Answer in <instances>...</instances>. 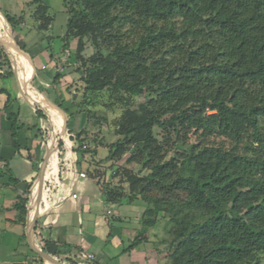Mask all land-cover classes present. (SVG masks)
<instances>
[{"label": "trees", "instance_id": "obj_1", "mask_svg": "<svg viewBox=\"0 0 264 264\" xmlns=\"http://www.w3.org/2000/svg\"><path fill=\"white\" fill-rule=\"evenodd\" d=\"M41 1H31L44 19L38 31L52 23ZM64 6L65 39H77L82 63L77 91H108L125 108L117 129L123 138L88 170L106 201L142 202L144 234L165 222L152 244L166 264H264V0H64ZM4 18L11 27L23 20ZM86 38L94 47L88 61L81 57ZM6 54L0 48V78L13 76ZM61 79L54 75L47 99L66 114L68 128L74 114L63 108ZM138 96L143 102L133 109ZM20 126L12 124L13 140ZM80 137L73 135L74 152L93 158L98 146L84 151ZM133 163L147 174L133 173L127 167ZM108 170L120 184L105 182ZM27 201L16 204L21 221Z\"/></svg>", "mask_w": 264, "mask_h": 264}, {"label": "crops", "instance_id": "obj_2", "mask_svg": "<svg viewBox=\"0 0 264 264\" xmlns=\"http://www.w3.org/2000/svg\"><path fill=\"white\" fill-rule=\"evenodd\" d=\"M30 2L19 0V5H14L17 8L8 7V16L24 19L16 27L29 28L24 15ZM32 7L29 15L34 12ZM3 18L0 13V48L10 54L13 76L12 81L0 87V264H55L36 253H45L43 245L49 247L45 254L58 264H166L164 254L152 244L156 238L153 229L141 232L143 208L139 202L108 203L97 181L90 178L88 170L95 165L93 159H104L107 151L104 154L98 148L93 158L79 156L74 152L73 140L62 136L65 130L71 134L82 130L81 122L74 130L69 125L67 128L66 114L47 99L62 59L49 55L44 62L21 51L17 43H25L15 37L11 26L12 32L5 30ZM35 107H39L45 120L37 116ZM12 121L21 125L16 140L12 137ZM56 140L62 150L55 151ZM82 172L86 178L78 176ZM109 172L105 175L108 184ZM20 198L31 200L26 204L25 221H21L16 208ZM34 215L37 237L34 229L29 233Z\"/></svg>", "mask_w": 264, "mask_h": 264}, {"label": "rangeland", "instance_id": "obj_3", "mask_svg": "<svg viewBox=\"0 0 264 264\" xmlns=\"http://www.w3.org/2000/svg\"><path fill=\"white\" fill-rule=\"evenodd\" d=\"M30 1L32 0H29V2ZM18 3L19 0H0V13L3 16L10 14V12L8 11V7L10 8V6L12 7L14 5H19ZM40 4H46L49 7L48 12H46L45 16L52 18L50 30L48 26L47 30H44L47 32L40 33L37 31L41 23L44 22V19L41 15L35 13V11L37 10L36 5H34V12L32 13V15H29V11L33 8V5L30 4V7H27V10L25 11L26 15H24L26 25H28L29 28H21L19 26H14L12 27L13 34L15 35V37L19 36V38L22 39V42L25 43L23 44L24 50L29 56L35 55L41 61L44 62L48 60L47 57L49 55H54L57 56L59 59H62V62L59 65V69L57 68V70L59 71L58 73L62 75V79L60 81L61 84L59 87L61 88L62 97H64L65 101L63 104V108H67L68 112L74 114L69 116V128L74 130L76 124L78 122H81L82 130L79 141L82 142L83 147L85 146V148L82 147V149L86 151L88 149H92L98 146V148L103 149L101 150V153H104L110 144H113L117 140H121L123 138L122 136L117 134V129L118 122L121 121V115L125 108L124 106L117 104V101L115 102V99L110 97L111 94L108 91L88 95H84L83 91H77L78 87L82 84V82L80 81V77L83 75V71L80 70V65L82 63L76 59L77 39H65L67 22L70 17L68 8L64 6V0H42ZM14 8L17 7L14 6ZM17 16L19 18L20 14H18ZM5 22L7 23L6 20ZM7 27L10 29V25L8 23ZM12 38L16 43L17 39L14 37ZM83 41L84 49L81 53V57L82 59L88 61V59L94 54V47L91 44L89 38H86ZM40 74L44 75V72H40ZM9 81H12V78H0V87L6 85ZM49 90L53 93L52 87ZM143 99L144 96L135 97L132 100L133 109L137 108V106L143 102ZM84 100L85 102L88 101L87 105L83 103ZM35 108L37 109L39 107ZM61 114L63 116V113ZM64 117L67 122L68 117ZM13 123L17 124L18 126L20 125V123H16V121H12V124ZM48 127L49 126H47L44 130L45 136H47V132L49 130ZM75 134H71L70 131L65 130L62 136H64V138H67V140L70 139L71 141L73 139L72 135ZM56 138L58 139L59 137ZM59 142L60 141L56 140L55 151L62 150L63 148H59ZM137 146L140 145L131 146L129 148V152L130 150H137ZM127 157L128 155H125L123 157V160L121 161H124ZM127 167L131 171H133V173L138 174L140 176H145L147 174V171H142L141 167L134 163L128 165ZM108 172L109 171H107L106 173ZM109 173V177H106L107 181H109V184H120L118 182L120 180V176H118L114 180L112 179L113 171H110ZM30 201L31 200L28 201V204L30 203ZM139 204L140 208L144 207V204L142 202H139ZM164 225L165 222L160 220L159 226L155 227L153 231L151 230L152 233H155V235H157V233L161 234L162 229H164ZM154 240L156 241V238ZM160 249L158 248V250Z\"/></svg>", "mask_w": 264, "mask_h": 264}, {"label": "water", "instance_id": "obj_4", "mask_svg": "<svg viewBox=\"0 0 264 264\" xmlns=\"http://www.w3.org/2000/svg\"><path fill=\"white\" fill-rule=\"evenodd\" d=\"M47 158L45 159L44 161V167L46 166V163H47ZM43 178H44V169L41 171L40 173V177H39V182H38V188L40 189V193L38 195V200L40 199L41 197V188H42V184H43ZM38 213V208H37V211ZM37 217V215H34L32 221H30V224H29V233L31 234L33 232V229H34V225H35V218ZM36 253H38L41 257H43L44 259L48 260V261H51L55 264H58L52 257H50L49 255H46L45 253H42L40 251H36Z\"/></svg>", "mask_w": 264, "mask_h": 264}, {"label": "built area", "instance_id": "obj_5", "mask_svg": "<svg viewBox=\"0 0 264 264\" xmlns=\"http://www.w3.org/2000/svg\"><path fill=\"white\" fill-rule=\"evenodd\" d=\"M43 69H45V67H42V70ZM83 148H85V146L83 147ZM80 178H86V174L85 173H79V175H78ZM72 198L73 199H76L77 198V196L76 195H72ZM88 258H91L90 256L88 257Z\"/></svg>", "mask_w": 264, "mask_h": 264}]
</instances>
